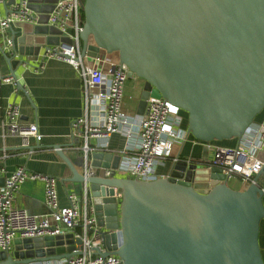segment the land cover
<instances>
[{"label":"water","instance_id":"water-1","mask_svg":"<svg viewBox=\"0 0 264 264\" xmlns=\"http://www.w3.org/2000/svg\"><path fill=\"white\" fill-rule=\"evenodd\" d=\"M21 2L8 6L13 12ZM55 3L30 0L29 8L42 15L37 25H14L23 36L5 55L12 68L25 63L17 56H38L41 47L66 41L41 39L59 35L46 26ZM82 10V59L118 54L143 82L142 116L149 98L166 99L187 114L188 136L210 143L241 139L264 112V0H85ZM11 30L15 41L18 32ZM11 75L17 80L14 70ZM55 150L71 172L63 182L82 191V160L76 166L63 146ZM180 159L166 178L144 182L116 176L121 155H91L93 168L112 171L110 178L87 180L105 242L98 254L117 255L124 264H264L263 191L256 185L235 190L220 169ZM5 181L0 177V189ZM81 249L74 232L16 239L0 250V264H55Z\"/></svg>","mask_w":264,"mask_h":264},{"label":"built area","instance_id":"built-area-1","mask_svg":"<svg viewBox=\"0 0 264 264\" xmlns=\"http://www.w3.org/2000/svg\"><path fill=\"white\" fill-rule=\"evenodd\" d=\"M39 4L45 5V2ZM83 4L84 0H56L46 26L58 31L57 38H65L66 41L50 47L45 54L47 59H57L76 68L83 83V114L71 125L72 139L79 140V144L76 146L73 143L71 149L77 154L78 160H82L83 166L79 167V172L86 179L80 199L76 194H68L69 204L61 207L56 177L29 173L23 167L18 168L0 189V250H10L16 239L54 237L74 232L75 238L82 240L81 255L62 259L55 264H124L117 255L102 257L98 254V249L105 251V242L102 238L103 230L99 227L96 212L91 206L87 180L98 175L110 178L112 171L93 168L91 155L100 151L110 152V138L121 135L126 139L124 150L120 153L111 152L122 156L116 175L150 182L168 176H159L158 168L166 160H171L173 164L180 162V153L175 154V147L180 148L191 138L184 126L182 111L166 99L149 98L146 113L138 118H132L124 112L126 83L129 78L135 77L130 75L127 65L119 60L101 57L95 58V66L85 65L89 54L82 59ZM29 5L30 0H22L13 12L0 20L2 36L17 23L38 24L42 13H34ZM13 46L14 41L7 39V53H4L12 54ZM0 77L2 82L13 85L17 90L20 84L18 80L2 77L1 73ZM261 115L260 119L247 128L241 139H236L237 144L234 146L194 141L213 146V159L207 162L209 169H220L230 181L239 178L246 187L256 185L264 195V112ZM21 117L20 107L16 103L6 107L2 122L3 140L20 138L24 148L30 147L32 139L40 143L44 136L39 132L38 126L22 123ZM92 140H101L102 144L93 146ZM32 153L28 152V155ZM186 162L194 160L188 159ZM2 172L4 170L0 174ZM27 180L44 183L45 201L51 211L50 215L33 216L14 206V196ZM116 198L121 199L118 191ZM73 252L78 253L79 250Z\"/></svg>","mask_w":264,"mask_h":264},{"label":"crops","instance_id":"crops-1","mask_svg":"<svg viewBox=\"0 0 264 264\" xmlns=\"http://www.w3.org/2000/svg\"><path fill=\"white\" fill-rule=\"evenodd\" d=\"M10 0L4 2L0 0V20L6 18L12 11V5L8 6ZM18 32L15 43L18 47V39L23 36V30L13 26ZM50 38L52 42L57 41L55 34L41 37L43 41ZM7 39L13 40L12 30L7 31L5 36L0 34V73L2 77H12V70L16 72L17 80L23 86L25 92L15 90L13 85L5 84L0 77V177L7 179L18 168L23 167L29 173L47 174L58 179V197L61 207L69 204L68 194H76L79 197L80 187L63 182L64 179L71 177L68 166L57 155L55 146H63L65 154L78 166L77 154L72 151V144H79V140H73L72 122L80 118L84 109L83 83L79 72L73 66L57 59L45 58L46 47H41L38 56L19 57L25 63L17 68H12L5 58ZM5 52V53H4ZM8 56L12 54H7ZM101 57L108 59L106 54L96 55L89 53L86 66H95V58ZM26 62L29 63L26 65ZM105 67V66H104ZM13 78V77H12ZM143 82L137 78H129L126 83L124 97V112L132 117L142 116L139 113V102ZM16 103L21 110V121L24 124H36L39 132L44 136L40 143L31 140L30 147H22V141L17 137H10L6 140L2 138V122L5 117V110L9 104ZM186 119L184 117V125ZM187 128V127H186ZM92 145L102 144L101 140H92ZM224 146H234L237 140L218 143ZM126 146V139L121 135H113L109 140L108 149L110 152H122ZM213 146H207L189 139L180 148L175 147V154L180 153L182 160L193 159L195 163L202 161L208 162L206 158L207 150ZM28 152H33L28 155ZM172 161L166 160L164 165L158 168L159 176H167L172 169ZM78 171H80L78 167ZM117 177L128 178L122 174ZM239 185L233 187L235 190H243L245 184L239 179ZM82 190V189H81ZM14 206L27 211L33 216H47L51 211L45 201V186L41 181H25L17 190L14 196ZM260 246L264 259V220L261 223Z\"/></svg>","mask_w":264,"mask_h":264},{"label":"rangeland","instance_id":"rangeland-1","mask_svg":"<svg viewBox=\"0 0 264 264\" xmlns=\"http://www.w3.org/2000/svg\"><path fill=\"white\" fill-rule=\"evenodd\" d=\"M101 54H106V56L108 57L109 60H116V61L119 60L118 54H107L104 51H102ZM213 156H214V150L213 149H211L210 151L207 150L206 158L211 160V159H213ZM229 185L230 186L233 185V187H237L239 185V182L231 180L229 182Z\"/></svg>","mask_w":264,"mask_h":264},{"label":"trees","instance_id":"trees-1","mask_svg":"<svg viewBox=\"0 0 264 264\" xmlns=\"http://www.w3.org/2000/svg\"><path fill=\"white\" fill-rule=\"evenodd\" d=\"M84 2H85V0H84ZM81 17H82V21H83V23H84L85 18H84L83 10H82V13H81ZM182 114H183V116H184L185 119H186V122H185V125H184V126L187 127V114H186L185 112H183V111H182ZM261 116H262V115L258 116L257 119H260ZM224 142H227V141H221V142H219V143H224Z\"/></svg>","mask_w":264,"mask_h":264}]
</instances>
